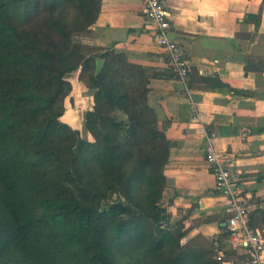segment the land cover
I'll return each instance as SVG.
<instances>
[{
  "label": "trees",
  "instance_id": "16d2710c",
  "mask_svg": "<svg viewBox=\"0 0 264 264\" xmlns=\"http://www.w3.org/2000/svg\"><path fill=\"white\" fill-rule=\"evenodd\" d=\"M101 3L0 0V264H222L229 232L183 243L163 204L172 141L154 73L81 43ZM77 70L92 95L82 129L62 120Z\"/></svg>",
  "mask_w": 264,
  "mask_h": 264
},
{
  "label": "crops",
  "instance_id": "0c3cea01",
  "mask_svg": "<svg viewBox=\"0 0 264 264\" xmlns=\"http://www.w3.org/2000/svg\"><path fill=\"white\" fill-rule=\"evenodd\" d=\"M163 2L170 36L182 45L192 66L187 88L172 75L141 0H102L93 32L81 43L94 54L122 53L154 73L149 78L150 104L159 124H168L166 135L172 141L162 201L172 220L184 224L182 242L204 243L227 230L228 214L205 158L206 132L200 129L212 130L216 147L232 156L247 200L264 195V0ZM69 79L73 105L62 120L82 129L92 95L78 70ZM195 108L200 119L194 118ZM249 224L262 230L264 202L250 204ZM235 252L222 264H248L245 248Z\"/></svg>",
  "mask_w": 264,
  "mask_h": 264
},
{
  "label": "built area",
  "instance_id": "2783aa9c",
  "mask_svg": "<svg viewBox=\"0 0 264 264\" xmlns=\"http://www.w3.org/2000/svg\"><path fill=\"white\" fill-rule=\"evenodd\" d=\"M141 1L144 6L146 21L152 27L154 39L167 54L174 75L186 84L192 66L182 45L170 36L171 22L163 0ZM191 102L194 104L193 99ZM194 118L200 119L196 108ZM200 130L206 132L207 143L204 148L206 161L213 171L218 191L226 198V212L228 214L226 228L230 234L229 240L233 247L246 249L249 255L248 264H264V233L249 224L250 205L245 203L247 197L237 184L234 160L229 153L216 147L213 141L214 132ZM243 135H246V132H243ZM217 253L220 258L222 251L217 250Z\"/></svg>",
  "mask_w": 264,
  "mask_h": 264
},
{
  "label": "water",
  "instance_id": "95a60500",
  "mask_svg": "<svg viewBox=\"0 0 264 264\" xmlns=\"http://www.w3.org/2000/svg\"><path fill=\"white\" fill-rule=\"evenodd\" d=\"M105 60L103 58H98L96 63H97V67H96V71L97 73H99L104 65Z\"/></svg>",
  "mask_w": 264,
  "mask_h": 264
}]
</instances>
